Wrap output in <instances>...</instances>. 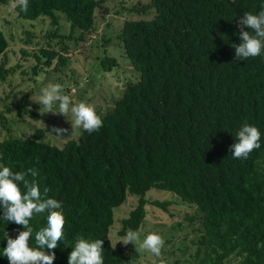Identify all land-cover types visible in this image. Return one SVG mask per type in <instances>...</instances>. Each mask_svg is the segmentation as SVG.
Listing matches in <instances>:
<instances>
[{
	"label": "trees",
	"instance_id": "1",
	"mask_svg": "<svg viewBox=\"0 0 264 264\" xmlns=\"http://www.w3.org/2000/svg\"><path fill=\"white\" fill-rule=\"evenodd\" d=\"M8 1L13 2L0 5ZM99 2L29 0L27 12L14 10L22 20L48 17L55 26L62 15L68 23L67 34L49 30L44 44L21 50L33 58L31 73L66 62L65 41L77 42L91 31ZM261 5L264 0H148L132 6L137 12L152 8L154 14L121 24L118 37L138 77L126 82L112 108L100 115L103 126L91 134L81 129L61 146L45 141L42 128L29 137L0 140V164L13 172L35 168L41 193L47 187V196L62 202L66 224L64 238L51 250L54 264H68L80 236L104 241V264H123L132 244L111 245L112 209L135 196L118 234L136 231L147 203L167 205L145 198L150 188L200 211L194 264H264V53L236 60L232 47L241 43L238 21L244 13L257 14ZM7 45L0 30L3 57ZM100 63L109 70L116 61L104 57ZM11 70L2 60L0 81ZM245 122L259 129L261 147L236 159L229 149ZM47 215L31 219L30 246L36 247L35 231L47 226ZM23 230L3 219L0 206V264H9L3 256L6 234L15 239Z\"/></svg>",
	"mask_w": 264,
	"mask_h": 264
},
{
	"label": "rangeland",
	"instance_id": "2",
	"mask_svg": "<svg viewBox=\"0 0 264 264\" xmlns=\"http://www.w3.org/2000/svg\"><path fill=\"white\" fill-rule=\"evenodd\" d=\"M94 11L91 31L83 34L77 42L65 41L66 62L54 67L44 66L37 74L30 72L33 58L23 56L21 50L31 51L36 45L44 44L45 34L55 29L57 33L67 34L68 23L62 15L51 26L48 17L22 20L11 10V1L0 5V30L7 40L4 57L0 62L11 68L4 80L0 81V140L5 137H29L36 128H42L43 139L48 143L61 146L66 140L77 138L81 129H71L72 116L45 113L46 109L38 103L41 90L49 84H60L63 94L69 95L73 104L85 102L95 107L97 114L103 115L112 108L114 99L120 94L125 83L134 81L138 73L130 66L118 37L121 24L125 19L150 18L154 10L133 11L132 6L145 4L148 0H99ZM74 30L73 36L78 35ZM55 50L60 44L52 39ZM113 57L116 64L106 70L100 60ZM21 106L30 112H23ZM58 103L52 111L58 112ZM53 128L68 129L60 138L52 133ZM71 135V136H70ZM70 136V137H69ZM145 198L166 202L165 209L150 203L145 205V216L138 231L141 241L150 233H157L165 240L161 256L156 257L137 244L131 245V255L123 264H194L195 242L202 233L199 222L200 211L191 204L181 201L174 194L150 188ZM136 197L126 196L125 200L112 209V224L107 236L112 246L117 247L120 236V219L134 206Z\"/></svg>",
	"mask_w": 264,
	"mask_h": 264
},
{
	"label": "clouds",
	"instance_id": "3",
	"mask_svg": "<svg viewBox=\"0 0 264 264\" xmlns=\"http://www.w3.org/2000/svg\"><path fill=\"white\" fill-rule=\"evenodd\" d=\"M28 7L29 0H13L11 4V10L20 8L21 11L27 12ZM237 26L241 43L232 45L236 60L261 56L264 53V5H261L257 14L244 13ZM245 27L249 31H245ZM38 103L46 109L45 113L65 117L70 113L71 135L76 129H83L91 134L103 126L102 117L97 114L93 105L85 102L73 104L71 97L63 94L60 84H49L43 88ZM57 103L58 112H53V106ZM52 133H56L55 137L60 138L68 133V129L53 128ZM235 139L236 143L229 150L231 156L236 159H247L251 152L261 147L259 129L247 122L239 129ZM37 176L35 168L13 172L10 167L0 164V206L3 208V219L24 229L15 239L6 234L7 246L3 249V256L8 259L9 264H54L56 256L51 250L56 249L58 242L64 238L66 218L62 202L49 198L47 193L50 189L47 187L41 193ZM44 212L48 213L47 226L35 231L36 247H32L29 242L34 229L30 226V221L35 214ZM103 243L102 239L78 237L69 254L68 264H104ZM118 243L137 244L141 250L160 257L165 240L157 233H150L141 241L138 231L129 230L125 236L120 237ZM41 249H47L51 254H46L45 250Z\"/></svg>",
	"mask_w": 264,
	"mask_h": 264
}]
</instances>
